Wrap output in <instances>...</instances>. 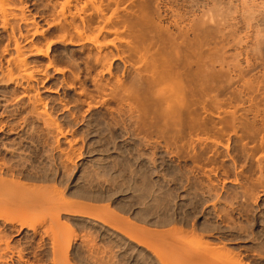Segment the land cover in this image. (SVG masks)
<instances>
[{"label": "rangeland", "instance_id": "obj_1", "mask_svg": "<svg viewBox=\"0 0 264 264\" xmlns=\"http://www.w3.org/2000/svg\"><path fill=\"white\" fill-rule=\"evenodd\" d=\"M6 1L26 23L0 29V196L43 195L46 220L61 206L33 232L0 217L22 251L1 264H50L54 235L66 264H264V0H119L88 71L95 49L56 38L49 0ZM15 39L32 75L11 82ZM134 40L158 53L170 107L134 85Z\"/></svg>", "mask_w": 264, "mask_h": 264}, {"label": "bare ground", "instance_id": "obj_2", "mask_svg": "<svg viewBox=\"0 0 264 264\" xmlns=\"http://www.w3.org/2000/svg\"><path fill=\"white\" fill-rule=\"evenodd\" d=\"M49 2H50V5L48 8L49 9L48 12H49L51 21L47 22V26L49 27V26L55 25L57 27L58 34H56L57 35L56 38H58V40L61 41L62 43L67 42L68 44L74 43L76 45H79V48L78 47L77 48L80 50V52H81V50L84 51V49H86L87 47H91V48L95 49V51H96L95 54L92 53L93 55L89 54L88 56L84 55L85 57H87V58L84 57L85 58V61L83 63V64H85L84 69H85V71H88L89 69L95 68L94 65L98 66L97 68H95L96 70L98 68L102 69L104 66L103 59L105 57V54L103 53V51H101V48L105 47V44L102 43V40L106 36V34L109 33L108 27L110 25L111 19L116 18L118 15V12H119L118 7L120 5L119 0H49ZM111 3H112V5H111ZM10 4H12V3H9L6 0H0V29L3 31L8 30L7 32H9V34L6 35L8 39H10L11 37L14 38L15 32H17L20 35V24H21V22L26 23V19L24 18L23 14L19 13L20 14L19 15L18 13H15L16 11L14 12V10H13V9H15V7L13 6L14 8L12 9ZM123 11H125V10H123ZM126 13H128V12L126 11ZM93 17L95 18V20L93 19ZM129 27H131L130 23H126L125 28L127 29ZM128 32H133V31L129 30ZM35 33H36V30L32 34H35ZM13 41L14 42L12 44L13 45L12 49L14 50V54H15L14 57L15 58H13V59L9 58L8 60L6 59V63L9 66L11 65V68L8 67L9 69L6 70L5 77L8 81H11V82H15V81H17V79L22 80L24 78L25 79L31 78L32 72L28 71V69L26 68L27 64L25 63L24 58L21 57L23 55L22 48L19 47L20 45H18L16 39ZM137 43H138L137 40H134L133 44H131V45L126 43L127 52L129 55V56L128 55L127 56L129 58L134 57V59H135L133 61L135 64V65H133V66H135L133 68L136 69V71L134 73V77H133V78H135L134 82H133L134 85L136 84L135 86L137 87L138 85H140V82H141V85L142 86L144 85V87L147 86V88H150L151 92L153 89L152 93L156 94L155 97L156 96L159 98L163 97L162 99H164L166 101L165 103L168 104V105L166 104L165 106L170 107L171 104H169V103L171 101H174L175 97L171 94L172 90H171L170 84H168L164 80V78L168 77V76L163 74L165 72L159 70L160 69V58H159L158 53L151 51V49L148 45L147 46H142V45L140 46ZM31 47H32V45H31ZM6 48L4 50L5 52L7 50ZM2 52H3V50H2ZM30 52L31 53L34 52L38 56L46 53V52H43V50H41L40 48H36V47H32V49L30 48L29 53ZM88 59L89 60L91 59V62L93 63L92 64L93 67L92 66L90 67L91 62H89ZM56 60H57V58L47 60V64H46L45 68H48V67L52 68L51 66L54 65ZM57 63H58V61L56 62V64ZM71 65H74V64L72 63ZM71 65H69L68 69L71 68ZM136 65H137V67H136ZM74 67L76 69H78L77 68L78 66L77 67L72 66V68L70 70L71 75L74 71ZM50 68H48V69H50ZM55 68H56V66H55ZM58 69L59 68L55 69V72L63 75L64 74L63 73L64 68L63 69L61 68V70H58ZM56 70H58V71H56ZM66 70H67V68H66ZM75 72H78V71L75 70ZM133 72H134V70H133ZM79 73H77V74H79ZM97 73H98V71H97ZM71 75H70V77H71ZM74 75H76V73ZM76 78H77V75H76ZM74 80H75V76H74ZM138 82H139V84H138ZM96 83L98 84V82H96ZM120 86L117 85V87H115L116 90H118L117 88H120ZM135 86H133V87H135ZM95 87H97V86H95ZM98 88H99V86H98ZM95 89H97V88H95ZM102 89H100V90L98 89V90L101 92ZM98 90H95V91L97 92ZM116 90H114V91H116ZM111 91H112V89H111ZM82 92H83V90H82ZM111 93H113V92H111ZM122 93H123V91H122ZM81 95H83V94H81ZM130 96H129V98H130ZM134 97H135V93H134ZM165 97H166V99H165ZM88 107H89V105H88ZM5 183H6L5 184L6 186L10 185V183L8 184V181H6ZM0 184L4 185V183H1V182H0ZM12 184L13 183H11V186H13ZM23 187H21V189ZM3 188H4V186H3ZM11 188L14 191L15 188H18V186L14 185V188L13 187H11ZM17 190H20V189H17ZM32 190H31V192H32ZM25 192H27V191H25ZM36 192H37V190L33 191V193H35V195H36ZM15 194H18V193H15ZM38 194H40V191ZM4 197H6V196H4ZM28 197H29V195H28ZM28 197L27 196H25V197L20 196L18 199H14L16 201H14L12 198L10 200L6 197V199H4L6 201V203L4 200H2V197L0 198V202L2 203V205H4L6 207L5 208L0 203V205L3 207L2 210H4V212H2V211L0 212V217L3 218L4 222L19 225L21 228H27L29 230L31 229L32 232L35 230V227L37 226V224H41L42 221H43V223L46 221H48L47 223L55 222L54 224H56V222H59V220H57V215L59 214L57 212L58 209H55L56 206H57L56 208H58V205H60L59 203H57V205L55 204L56 206H54L53 204L56 202L51 203L52 200L50 197L51 202H49V203L52 204V206L54 207V208L52 207V209H54L55 212L53 215H52V213H51V215L49 214L50 216L48 214H44V215L48 216V219L46 220V218H45L46 216H44V218L42 216L40 217V215L42 213H40L38 216L37 215L38 213H36V210H35V212L34 211L31 212V210L35 209L34 207H37L39 205V203H41V199L44 201V199H43L44 196L42 195L41 196L42 198L38 197L37 195H36V197H34V196L31 198L30 197L28 198ZM47 197H49V196H47ZM47 199H49V198H47ZM8 200H10V201H8ZM55 200L56 199H54L53 201H55ZM47 201H49V200H46V202ZM11 205L12 206L14 205V209L11 208L12 207ZM1 206H0V208H2ZM9 206H11V207H9ZM63 208L60 207L59 209H63ZM5 209H10L11 211L6 210L7 212L10 211V213L9 212L7 213L5 211ZM49 209H51V207H49ZM45 225H47V224H45ZM6 236H7L6 234H5V236L0 235V264L3 262V258L7 255V253L9 255H11L10 257L15 256L13 258H15L17 260L22 259L21 249H19L20 250L19 251L16 248L10 246V243L8 242ZM65 236H64V239L61 235L59 236L60 238L55 236V235H54V237L52 236L53 238L51 237L52 239L50 238L51 239L50 240L51 241V243H50L51 248H49L50 249V252H49L50 264H66V262L69 261L68 260L69 259L68 253H69V248H70V240H69L68 236L66 238H65ZM176 244H178V243H176ZM181 246H183V245H181ZM181 246L178 245V247H180V248L185 247V246H183V247H181ZM178 250H179V248H178ZM178 250L176 249V252ZM185 255H186V253H185ZM181 257H182V255L180 256V258ZM183 260H185V259H183ZM4 262H6V261H4ZM67 264H69V263H67Z\"/></svg>", "mask_w": 264, "mask_h": 264}]
</instances>
